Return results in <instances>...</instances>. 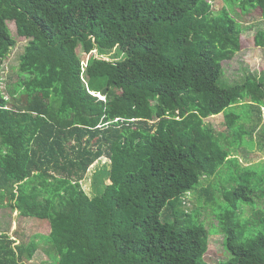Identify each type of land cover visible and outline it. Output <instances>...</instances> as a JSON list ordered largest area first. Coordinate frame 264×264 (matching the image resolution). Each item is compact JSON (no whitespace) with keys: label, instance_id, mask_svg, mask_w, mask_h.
Listing matches in <instances>:
<instances>
[{"label":"trees","instance_id":"obj_1","mask_svg":"<svg viewBox=\"0 0 264 264\" xmlns=\"http://www.w3.org/2000/svg\"><path fill=\"white\" fill-rule=\"evenodd\" d=\"M226 1L0 0V66L25 41L28 76L19 96L0 89V208L50 224L31 239L0 231V264H27L40 241L55 264H208L209 233L184 198L225 166L246 169L221 190L232 257L219 264H264V211L250 218L263 227L253 236L241 221L264 197V167L234 164L233 144L205 122L242 101L264 107V76L222 81L244 42L235 8L264 17V0ZM254 39L264 47V29ZM79 45L125 56L84 67ZM225 117L232 132L237 116ZM96 162L110 183L90 196L82 181ZM169 206L179 211L164 222Z\"/></svg>","mask_w":264,"mask_h":264},{"label":"rangeland","instance_id":"obj_2","mask_svg":"<svg viewBox=\"0 0 264 264\" xmlns=\"http://www.w3.org/2000/svg\"><path fill=\"white\" fill-rule=\"evenodd\" d=\"M208 1L212 3L216 10L222 9L227 5L226 0ZM233 14L241 23L244 42L241 50L236 53L233 59L223 62L224 74L222 81L229 84L242 83L248 76L252 75L264 76V47L257 46L254 39L256 32L264 29V17L261 10L259 8H248L243 12L240 8H235ZM25 46V41L18 42L0 66V89L10 99L13 93L15 96H19L15 87L20 81H24L28 77L27 75L20 74L19 68L20 55L23 53ZM97 51V48H94L91 52L86 53L83 51L82 45L78 46V53L83 59L84 67L97 55L102 54L103 56L99 57H104L111 61L119 60L125 56V53L120 48L109 50L107 54ZM222 81L221 84L227 86ZM254 105L249 104V100L239 102L228 107L226 111L218 115L210 116L205 119V122L215 129L222 141L228 142L227 146L233 144L235 150L233 158H237L234 160V164L241 162L243 166L260 165L259 167H264V107L260 106V104ZM225 113L237 116V122L234 128L231 129L232 132L229 131L227 126ZM229 132L233 134L231 137L227 135ZM105 160L108 162L107 158H104ZM102 165L99 162L94 163L82 181L84 190L90 196H94L101 190L103 192V187L110 183L108 178L109 171L104 172L101 171L102 169L99 171ZM225 167L222 168V172H220V168L218 171V173L220 172L219 175L217 173L211 178L203 177L201 185L189 192L184 198V206L188 212L198 213L200 223L204 224L209 233L208 250L204 255V259L208 264H219L232 257V254L225 245V235L219 232L217 214L225 210L228 205L223 200L221 190L223 188L232 189L235 185L228 184L229 180L239 177L241 173H244L246 168ZM205 188L214 190L213 198L217 204L208 201L209 193L204 191ZM6 199L8 200V198ZM243 206L244 211L243 214L241 212V221L248 223L246 236H253L259 233L263 227L262 223L253 221L250 218L256 212L264 211V197L255 196L254 205ZM166 208L161 212V219L164 222H171L179 210L177 209L173 215V207L169 206ZM16 228H18V231L15 233ZM25 230L26 239H31L37 233L49 234L50 224L46 219L24 217L18 210L10 212L6 206L0 208V231L14 237L18 232ZM18 243L19 241L16 244ZM45 247H47L46 243L40 241L39 249L36 251L33 259L27 261V264H50L52 260L50 255L46 253ZM53 261L51 264H55Z\"/></svg>","mask_w":264,"mask_h":264}]
</instances>
